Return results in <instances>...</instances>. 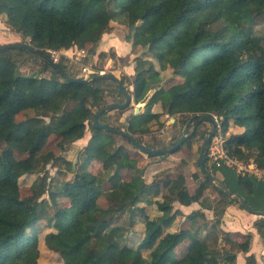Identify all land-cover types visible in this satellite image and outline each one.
<instances>
[{
    "label": "trees",
    "instance_id": "1",
    "mask_svg": "<svg viewBox=\"0 0 264 264\" xmlns=\"http://www.w3.org/2000/svg\"><path fill=\"white\" fill-rule=\"evenodd\" d=\"M0 14L22 35L20 42L30 37L31 47L49 57V49H94L111 28V21L122 20L129 27L134 47L144 48L161 70L170 69L171 78L178 81L148 97L149 74L157 69L152 59L139 58L134 90L124 79L120 81L134 102L145 103V107L128 117L125 131L143 143L140 135L154 121L161 123L164 114L180 116L183 125L196 120L194 126L201 114L214 116L224 136L230 124L243 129L225 136L229 157L245 162L253 159L264 169V34L258 29L264 23V0H0ZM25 57L41 68L22 72ZM63 59L58 63L65 71L83 77L75 76ZM121 96L112 79L69 81L30 49L0 50V144L29 151L20 159L0 156V264H39L40 233L46 229L50 230L44 235V244L64 264H235L237 251H249L251 234L244 243L231 240L222 245L220 225L226 208L234 202L245 207L217 185V199L207 198L205 190L211 182L205 174L194 192L179 178L150 183L143 175L128 178L127 170L136 165L126 147L117 144V137L123 135L95 123L96 113L103 107L123 103ZM56 99L76 104L56 115L52 113ZM38 108L40 116L17 119L22 111ZM108 116L109 112L101 114L99 121L111 125ZM200 124L175 151L183 145L191 147L197 136L206 138L207 131L198 129ZM87 128L92 136L80 150L78 166L65 161L74 177L51 181L40 175L47 162L38 153L51 136L58 137V146L65 150L83 138ZM207 153L208 149L205 163L213 173L221 172L232 191L241 193L255 210L264 211V175L238 172L224 163L209 165ZM95 161L101 163L99 171L90 169ZM27 174L38 177L24 196L20 178ZM120 176L137 200L152 199L167 188L155 201L160 213L149 214L144 207L133 206L126 226L122 216L127 205L119 203L111 189ZM105 191L111 202L108 206L100 203ZM47 192L53 193L57 205L44 197ZM175 200L183 205L199 202L203 208L213 209L215 218L193 211L173 230L182 213L174 210ZM138 223L143 225L142 237L135 244L127 234ZM254 226L264 238V216ZM247 261L256 264L254 255Z\"/></svg>",
    "mask_w": 264,
    "mask_h": 264
},
{
    "label": "rangeland",
    "instance_id": "2",
    "mask_svg": "<svg viewBox=\"0 0 264 264\" xmlns=\"http://www.w3.org/2000/svg\"><path fill=\"white\" fill-rule=\"evenodd\" d=\"M258 29L259 33L263 35L264 23L258 25ZM130 35L129 27L123 23L122 20H113L111 21V28L103 34L101 40L94 49L92 47L84 49H80L76 46L70 47L69 49H66L65 53L67 54L62 56L64 57L62 61L68 66L69 70L75 76L82 75L84 77L85 73L83 68L91 67L94 70L96 69L97 71L101 70L106 73H112L119 79H124L127 86L131 91H133V81L137 76L135 69L136 62L139 58H149L154 61L157 70L149 74L148 86L146 90V95L148 97H150L160 87L168 88L171 85L177 83L178 81L171 78L172 76H170V69L161 70L157 60L152 57L149 52H146L144 48L134 47L132 40H130ZM20 39H23L22 35ZM24 40L28 42L30 41V37H26ZM25 59L26 62H23V64L20 66L22 72L28 73L32 71L33 68H41V65L33 59H28L27 57H25ZM46 74L49 75L50 73ZM124 100L125 97L123 95L121 96V101L124 102ZM110 101L113 100L110 98ZM70 107V105H67L64 102H55L52 107V113L61 115L63 112L68 111ZM144 107L145 103H135L134 97L132 96L131 103L125 109H114L109 111L108 122L113 126H118L121 129L126 130L128 117L133 113L142 111ZM155 110L157 111V108ZM40 115V108L28 109L22 111L17 116V119L24 120L28 117ZM215 118L218 124L219 120L217 117ZM47 120L49 121L50 118L47 117ZM161 121L163 124L154 121L150 124L148 132L140 135L141 139L143 140V144L156 145L158 148L170 147L173 145V143L177 142L179 136H182L187 125V123L184 125L181 123L180 116L178 115L164 114L161 117ZM195 121L196 120L190 121L189 123L188 133H190V136L194 133H192V131ZM218 126L220 128V130L218 129L219 132L223 134L221 126ZM198 129H205L207 131V136L212 129V125L211 123L205 121L199 125ZM242 130V128H237L236 125L230 124L225 136L228 137L231 133H239ZM91 136L92 131L90 128H87V131L84 135L86 138L85 141L79 139L75 142H72L66 146L65 150H62L60 146H58V137L55 135L51 136L48 143L38 153L39 158L47 162L45 169L40 173V175L51 181H56L57 179H72L74 177V171L73 169H69V165L65 161H70L73 164L72 166L76 168L78 166L80 150L85 145H87L91 139ZM204 139L205 138H202L201 136H197L193 140L191 147L183 145L177 151L164 153L165 156H160L157 154L154 156H149L148 153L138 149L132 142L129 141V139L123 136L117 137L116 140L117 144H123L126 147L128 153L135 162L136 167L133 170H127V176L129 179L131 177L143 175L145 180L150 183L154 180H161L164 177L175 179L179 178L185 182L186 186L191 192H194L199 186L200 182L205 179L204 173L199 164V153ZM28 152L29 151L26 148L15 144H0V156L6 160H11L13 158H25L28 155ZM233 160L236 162V164L235 167L232 168H235L239 172H245L249 170L252 173L257 174V176L261 177L264 175V169H259L253 159H250L249 162L236 159ZM212 163L213 160L208 157V164L211 165ZM90 169L99 171L101 169V163L99 161L93 162V164L90 165ZM217 175L223 178L221 172H218ZM37 177L38 174H27L20 178V188L22 195L25 196L30 193V185L37 179ZM103 182L106 183V180ZM108 184L109 183L107 181L106 185ZM214 186L215 184L211 183L205 190V195L208 196L207 198H211V200L217 199L218 197L217 189ZM111 189H115L119 203H126L127 205V212L122 216V222L125 223L126 226H128V220L130 218L128 211L133 206H142L148 213L149 211H153V214H156L157 210L155 201L160 199L164 193L168 192L167 188H163L160 193L156 195L153 194V198L151 200H137L135 194L131 192L121 176L120 178H116L114 180L113 187H111ZM106 194L107 192L105 191L104 195H102L100 198V203L103 206H108L111 203ZM44 197L49 199L54 205L55 203L57 205V201H55L53 193L47 192ZM234 204L239 205L236 202H234ZM178 207V202H175L174 209ZM255 216L261 217L262 215ZM137 219H140V216L139 218L137 217ZM142 226V223H138L134 229L127 234L129 238L134 239V241L136 240L135 244L142 237V234H139ZM49 230L50 229H46V231L40 233L41 238L39 246L41 254L38 262L39 264H64L63 258L58 253L48 250L44 244V235ZM179 252H181V250H179Z\"/></svg>",
    "mask_w": 264,
    "mask_h": 264
},
{
    "label": "water",
    "instance_id": "3",
    "mask_svg": "<svg viewBox=\"0 0 264 264\" xmlns=\"http://www.w3.org/2000/svg\"><path fill=\"white\" fill-rule=\"evenodd\" d=\"M14 48L30 49L35 55H37L38 57H42L44 60H46L48 63H50L53 67H55L69 81L87 83V82L97 80V79H101V78H109V79L114 80L119 85V87H120V89H121V91L125 97V100L123 103L112 102V103H109L108 105H106L105 107H103L100 111H98L96 113L95 123L98 127H101V128L107 129L108 131H111L114 133H119V134L125 136L127 139H129V141H131L141 151L148 153V154H164V153H168V152H173L176 149H178L180 147V145H182V143L185 141L186 138H188L190 136V133H188V128H189V123L192 120H190L187 123V125L184 129V132H183L182 136L180 137V139L174 145H172L170 147L155 149V148H151V147H149L143 143H140L136 140V138L131 133L125 131L124 129H121L119 127H115L113 125H109L106 123H101L99 121V117L101 114L112 111L114 109H125L132 101V95L129 93L127 87L124 84H122V82L120 81V79L118 77H116L112 73H106V72L97 73V74L87 76V77H82V78L72 77L67 71H65L59 65L58 62L53 61L49 56L44 55L43 53H41L37 49H33L28 42H15V43H7V44L0 45V50L14 49ZM205 121L211 123V125H212V129L209 132V134L206 136V138L204 139V141L201 145V148H200V153H199V164H200L202 171L204 172L205 176L210 180L211 183L217 185L227 195H229L231 197L238 198L240 203L244 205V207L247 211H249L250 213L256 214V215L264 216V211L255 210L246 201L245 197L241 193L232 191L229 188V186L225 183V181L221 177H219V175L213 173V171L206 165V163H205V152L209 147V144L211 142L213 135L217 131L218 124H217V120L214 116L201 114L198 121H197V125L202 123V122H205ZM197 125L194 126L192 133L195 131Z\"/></svg>",
    "mask_w": 264,
    "mask_h": 264
},
{
    "label": "crops",
    "instance_id": "4",
    "mask_svg": "<svg viewBox=\"0 0 264 264\" xmlns=\"http://www.w3.org/2000/svg\"><path fill=\"white\" fill-rule=\"evenodd\" d=\"M21 34L13 30L7 23L4 15L0 14V45L7 43L20 42L22 39ZM115 46V45H113ZM64 102L71 107L68 110H72L75 106V102H66L61 99L54 100L53 104ZM53 107V105H52ZM85 137L81 140L85 141ZM151 200V199H144ZM215 199H212L213 201ZM179 210H181V215L178 214L175 224L171 229L175 230L180 227L181 223L185 220L186 215L192 213L193 211H200L207 219H214L215 213L213 209L203 208L199 202H193L190 205H183L179 201ZM156 205V204H155ZM178 208L174 209L177 210ZM157 210V207H156ZM186 210V211H185ZM189 210V211H188ZM153 211H149V214ZM160 212L157 210L156 214ZM211 214V215H210ZM256 214L250 213L249 211L241 208L237 204H231L226 208L225 214L223 215L221 222V229L223 231L222 245L226 244L229 241H235L238 243H243L249 234L252 235V240L250 243V248L248 252L237 251V257L235 264H248L247 257L254 255L256 258V264H264V241L258 233L257 229L254 226L255 220L258 218ZM246 237V238H245ZM219 264H224L221 262Z\"/></svg>",
    "mask_w": 264,
    "mask_h": 264
},
{
    "label": "built area",
    "instance_id": "5",
    "mask_svg": "<svg viewBox=\"0 0 264 264\" xmlns=\"http://www.w3.org/2000/svg\"><path fill=\"white\" fill-rule=\"evenodd\" d=\"M48 52L50 53V58L58 62L62 56H65L66 49H49ZM83 71L85 73L84 77L91 76L97 73H103L104 71H97L96 69H92L91 67H84ZM219 125V124H218ZM219 126L217 128L216 133L213 135L211 142L208 147V157H210L213 162L217 164L224 163L229 167H235L236 162L229 157L225 148V136L219 132ZM248 172H251L247 170ZM245 171V172H247ZM239 172V171H238Z\"/></svg>",
    "mask_w": 264,
    "mask_h": 264
}]
</instances>
